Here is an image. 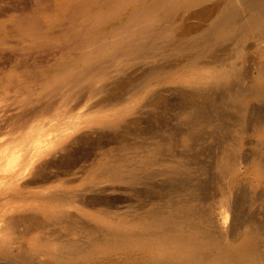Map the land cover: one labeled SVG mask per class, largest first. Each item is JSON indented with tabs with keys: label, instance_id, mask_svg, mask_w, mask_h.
<instances>
[{
	"label": "bare ground",
	"instance_id": "obj_1",
	"mask_svg": "<svg viewBox=\"0 0 264 264\" xmlns=\"http://www.w3.org/2000/svg\"><path fill=\"white\" fill-rule=\"evenodd\" d=\"M54 2L55 8L0 21V49H55L37 70L18 73L27 68L20 54L9 73L0 71V84L11 85L0 94L12 101L0 105V136L11 134L16 144L18 135L35 131L47 116L61 123L73 116L98 117L85 133V128L78 133L74 127L68 135L62 130L58 144L49 146L44 133L37 134L10 155H0V181L30 176L34 184L41 177L50 182L48 172L63 167L60 175L90 173L94 192L141 200L142 213L131 219L120 214L111 223L125 238L148 240L146 250L154 252L124 264H218L225 258L230 260L224 264H264V0ZM51 65L53 74L47 71ZM13 110L17 113L11 115ZM172 114L175 129L166 124ZM249 124L257 144L235 139L233 128L244 134ZM105 130L116 147L102 144L109 136ZM205 137L216 144H203ZM179 138L182 144H175ZM44 143L48 147L42 150ZM80 143L99 149L90 151L97 158L91 155L89 167L81 165L85 154L71 150L75 145L91 149ZM130 201L132 206L138 200ZM237 241L247 244L240 259L232 250ZM84 251L90 259L93 253ZM19 261L31 264L27 258Z\"/></svg>",
	"mask_w": 264,
	"mask_h": 264
},
{
	"label": "rangeland",
	"instance_id": "obj_2",
	"mask_svg": "<svg viewBox=\"0 0 264 264\" xmlns=\"http://www.w3.org/2000/svg\"><path fill=\"white\" fill-rule=\"evenodd\" d=\"M43 6L55 8V2H54V0H0V13H4V15L1 14L2 16H0V21L5 20L6 19L5 16H7V15H12V14L21 15V14H25V13H31L32 11L38 10L40 7L42 8ZM59 7H60V5H59ZM39 15H43V14H39ZM8 23H5L6 28L9 27V25H11L10 23L9 24ZM3 48H4V50H3ZM14 48H15V50H14ZM8 49L10 51H8ZM38 49L39 48H36V49L28 48L27 49V46L23 47L21 45H17V46L16 45L15 46L14 45L13 46L7 45V46L2 47L0 49V71L9 73L10 70L15 65L14 64V59H15L14 57H16L20 54L23 55L24 59H26V63H24V64L27 66V68L20 67L18 70V73H21L23 71H28L29 69L30 70H32V69L37 70L39 67H36V65H42V62L47 61V59L49 60V58L51 56L53 57V54L55 51V49L49 50L47 48H40L41 50L40 49L38 50ZM23 50H25V51H23ZM30 51H32L33 53ZM25 52H26V56H25ZM29 52H30V54H32L31 56H30V54H27ZM25 57H27V58H25ZM43 65H44V63H43ZM51 67H52V65L50 66V68ZM47 71L49 73L51 72V74H53V72L55 71V68H51V69L48 68ZM40 75H41V73L37 74V79L40 78ZM26 77L27 76H25L24 79H26ZM10 89H11L10 84H8V83L0 84V91L1 90L9 91ZM44 92L45 91L42 90L39 93L44 94ZM8 94H10L9 96L12 95V93H8ZM172 99L175 100L174 96L171 97L170 101ZM17 101H19L20 103H23V102H21V101H23V99H18ZM5 103L10 105L12 103V101L11 100L8 102H7V100L4 101L2 99L1 94H0V105H6ZM171 103H172V101H171ZM252 105H254V104H252ZM173 109H174V107H173ZM15 113H17L16 110H13V112L11 111V115H14ZM172 115L168 116L170 121L173 118H175L174 115L173 116ZM95 116L98 117L97 113L90 114L88 116H82L79 118L76 116H73V120L71 118L69 123L66 122L67 120L62 121V123H61V122H58V120H56L55 117L47 116V117H45L46 119L44 121L42 120L41 122L38 123V124H41V126L38 125L35 128L36 132L35 131H32L31 133L27 132V133L22 135L23 137L21 135H18V136H20L19 138H22V140L19 138L17 140V138H16V140H17L16 144L14 141L15 139L13 138V136L11 134H9V135L4 134L5 136H3V134H2V136H0V140L3 139L4 141L3 140L0 141V143H1L0 144V150H1L0 155L1 156L10 155V153H12L14 150L18 149V146H22L24 142H27L28 139H30L31 137L32 138L35 137L37 134H38V136H40V134L43 135V133H44V136H42L43 139L45 140V137H46V141H47V143H49L48 145L52 146L56 143L58 144V142H55V140L58 139L56 136L59 137L62 134V130H63L62 135H68V132L71 133L72 130H74V127L76 128L74 131L78 130L77 131L78 133H79V131L82 130V128H85L82 130L83 133H85L89 130L88 128H90V126L93 125L92 121L94 120L93 117H95ZM171 116H172V118H170ZM50 117H51V119H50ZM53 118L56 120L55 122H54V120L51 121ZM169 119L166 122V124L169 122L167 125H169V124L172 125L171 123H174L175 120L173 119L172 122H170ZM46 120H47V122H46ZM52 122H54L53 123V126L55 125L54 127L52 126ZM63 122H65L67 125ZM82 122H84V123H82ZM42 124H43V126H42ZM89 124H90V126H88ZM48 125H49V127H48ZM62 125H63V129H62ZM65 125H66V127H65ZM80 126H82V127H80ZM172 126H168V127L171 129L177 128L176 127L177 124H176V126L175 125H172ZM40 127H42L43 131H41ZM86 127H87V129H86ZM252 127H253V125L250 126V124H249L248 128H247L249 130H247V132L244 134L242 133L243 135L241 134V132L239 130H237L238 128L234 127L233 133L236 135V138L235 137L234 138L238 139V140L239 139L243 140L244 144H249V143L250 144H257V140L252 134V131H253ZM50 128H51V130H49ZM56 128L57 129L60 128V129L57 130ZM236 131H237V134H236ZM103 132H104V134L107 132L109 133V131H107V130H105ZM103 132H100V135L102 137L104 136V135H102ZM80 133H82V132H80ZM234 134H233V136H234ZM247 134H249L250 136L252 135L251 138ZM6 135H7V137L8 136L9 137L6 138ZM107 135H105V136H107ZM110 135H113V134L109 133V136H107V137L104 136L105 140L102 142V144L108 145V146L106 145L107 147L105 146V148H108L110 146H111V148L116 147L117 140L114 139V140H116V142L114 143L113 139L111 138L112 136H110ZM11 136L13 139L10 138ZM25 136H27V137L25 138ZM241 136H244V137H241ZM248 136H249L250 141L247 140ZM94 137L96 138V136H94ZM108 137L111 138L112 140L111 139L109 140ZM4 138L7 139L6 141H8L7 142L8 144L5 143L6 141ZM48 138H50V139L48 140ZM106 138H108V139H106ZM205 138H207V137H205ZM52 139L54 140V142ZM102 139H104V138H102ZM245 139L247 140L246 143H245V141H246ZM12 140H13V143H12ZM211 140L212 139L207 138V139H204L202 141V143L205 141L203 144H208V142L210 144ZM18 141H19L20 145H18ZM83 144L84 143H80L81 147L89 146L91 149L86 147V149L83 148V151H82V148H80L78 145H75L71 150L74 154L77 152L76 154H78V155L85 154L84 156H87V158L89 157V159H87L85 157V163L84 162L81 163V165L83 164V166L86 165L85 167H89V166H91V163H93L90 161L91 160L90 158L95 160L94 157H96V156H94L92 154H96L95 150H97V149L93 148V147H95L94 145H89V144H93V143H89L87 145H83ZM175 144H182L181 138H179V143L177 142ZM211 144H216V143L214 142V140H212ZM13 145L14 146L16 145V146L14 147ZM45 145H47V144H45V143L40 144V146H42V150H43V148L48 147V146L46 147ZM246 146H245V149H246ZM249 148L250 147L247 146V149L245 152H249V151H247V150H249ZM87 149H88V152L86 153ZM92 149L94 150V153L91 154V152H93ZM98 150L96 152H98ZM74 151H76V152H74ZM88 154H90V155H88ZM91 155L94 157H91ZM89 161H90V163H89ZM65 170H66V168L63 169V167L61 169H57V170L56 169L50 170L47 174L48 177L46 176V179L50 178L49 180H51L50 182L47 180L48 183L44 182V181H46L45 178L41 179L42 177L41 178L39 177L40 179L39 178L38 179L44 183L40 182V184H38L39 180L37 179L38 181H36V183L34 184L36 179L31 178L30 176H25L24 178L22 177V180H21V178L17 179L16 181L14 180L15 183L13 182V179H11L12 181L11 180L9 181L8 179H6V180L2 179L0 181L1 182L0 183V264H6V263L7 264H17V263L20 264L19 260H21L23 258H25V259L27 258L28 260H30L31 264H95V263L96 264L97 263L98 264H100V263L101 264H104V263L105 264L106 263L107 264H116V263L124 264V263H127L128 261L131 262L130 260H132V259H133L132 261H134L136 257H137L136 259H139V258H143L145 255H146L145 257H147V255L150 256L153 254L154 251L148 249L149 250V252H148V250H146L147 249L146 247L148 245H151V243L148 240L125 238V237L119 235V233L117 231V227L114 226L113 223H111V221L114 219H118V218H122V217H126L127 219H131L133 217V215L142 213L144 210L141 208V204H142L141 200L133 198L132 196H131L132 199H130V195H128L129 196V198H128L127 194H123V195L118 194V195H121V196H118L116 194V192L113 193L111 191H101L102 192L101 193L100 191L95 190V192H96V194H95L94 190H91L90 173L85 172V173H81V174L75 175V176H65L63 174L60 175L61 173L65 172ZM52 172L56 175L54 176V174H52ZM55 172H57V173H55ZM55 177H57V178H55ZM25 178H27V179H25ZM20 180L23 183L25 182L27 184H25V183L23 184ZM27 180L29 182H27ZM80 180H81V182H80ZM83 180H86V181L83 182ZM7 182H8V184H7ZM3 183H4V185H3ZM32 184H34V186L35 185L36 186L34 187ZM18 185H19V187H18ZM29 186H31V187H29ZM13 188H15V189H13ZM1 189H3V190H1ZM90 190H91V193H90ZM93 192H94V195L96 196L97 202L95 201V196L93 195ZM97 192H100V194H98ZM113 194H116V195L113 196ZM124 196H125V199H127L129 201L131 200L132 203L135 200H138L137 202L135 201V203L132 204V206L134 208H132V206L129 202L126 203L127 200L125 202V199H123ZM115 197L116 198L119 197V198L116 199ZM114 198H115V200H114ZM104 199H105V201H104ZM107 200H108V202H107ZM118 200H120V201H118ZM138 202L141 204H137ZM106 204L109 208L106 206ZM135 204L138 206L136 207ZM124 211L126 212V215H124L125 214ZM63 213H65V215H66L65 217H64ZM116 213H119V214H116ZM27 214L29 215V218H28ZM56 214H59V217H57V218L54 217ZM120 214L122 215V217L120 216ZM51 216H52V218H51ZM104 217H105V220H103ZM22 219H23V221H22ZM63 219L66 221H64ZM57 220H59V221L57 222ZM106 220H108V222ZM13 221H15L17 223H13ZM28 221H30V222H28ZM67 221H70L73 224L69 223V222H68L69 223L68 224ZM76 221H77V223H76ZM114 221H112V222H114ZM55 223H57V224H55ZM85 223H86V226L88 228L86 226H84ZM33 224H34V226H33ZM89 224H90V226H88ZM30 226H33V227L31 228ZM27 227L29 230H27ZM55 229H56V231H54ZM99 240L104 241V242H106L108 240L112 244V247H110L111 244L110 245H108L106 243L101 244V241L99 242ZM48 241H50V242H48ZM68 241H69V244H68ZM127 241L129 242L128 245H127ZM143 241H145V242L148 241V242L143 244ZM72 242H74V243H72ZM66 244H68V245H66ZM121 244H122V246H121ZM79 245L81 247L82 246H84V247L81 248ZM96 245H98V246H96ZM99 245H100V247H99ZM114 245L117 247L116 249H115ZM126 245H127V247H125ZM130 245H132L134 249ZM78 247H80V248H78ZM86 247H88V248H86ZM97 247H99V248H97ZM136 247H137V249L139 248L140 250L135 249ZM92 248H95V249H92ZM111 248H112V250H111ZM118 248H123V249L121 250ZM246 248H247V244L245 242H242V241L235 242L232 245V250L235 254L234 258H238V259L242 258L244 256V253H245L244 251ZM109 249L111 251H109ZM143 249H145V251H143ZM84 250H90L94 254V255L92 254L93 257L91 256L89 259V257L85 256ZM102 250H105V251L107 250L109 253L106 251L103 254ZM116 250H117V252L118 251L119 252L118 253L115 252ZM135 250H136V252L137 251H139V252H137V254H136V252H134ZM146 251H147V253H146ZM54 252H55V254H54ZM141 252H143V253H141ZM47 253H49V254H47ZM60 253H61V257L60 258L56 257V255L60 254ZM113 253H114V255H113ZM66 254H68V255H66ZM105 254H107V255H105ZM73 255L75 256L74 258H73ZM78 255H79V257H78ZM62 256H63V258H62ZM110 256H112V257L110 258ZM103 257H105L106 259H104ZM93 259H94V261H92ZM100 259H101V261L99 262ZM117 260H120V261L118 262ZM229 260L230 259L225 258L223 260H217L216 263L224 264L225 262H227ZM110 261H112V263ZM114 261H115V263H114Z\"/></svg>",
	"mask_w": 264,
	"mask_h": 264
}]
</instances>
